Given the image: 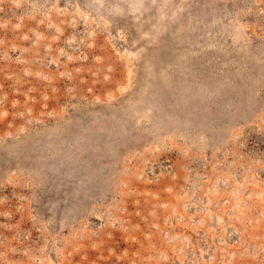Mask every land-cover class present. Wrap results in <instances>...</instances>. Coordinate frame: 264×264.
<instances>
[{"label": "rangeland", "instance_id": "374dc122", "mask_svg": "<svg viewBox=\"0 0 264 264\" xmlns=\"http://www.w3.org/2000/svg\"><path fill=\"white\" fill-rule=\"evenodd\" d=\"M0 264H264V0H0Z\"/></svg>", "mask_w": 264, "mask_h": 264}]
</instances>
